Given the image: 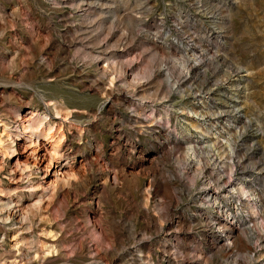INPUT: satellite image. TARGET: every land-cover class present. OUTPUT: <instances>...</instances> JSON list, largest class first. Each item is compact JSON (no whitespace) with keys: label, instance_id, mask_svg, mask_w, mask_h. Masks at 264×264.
Here are the masks:
<instances>
[{"label":"rangeland","instance_id":"obj_1","mask_svg":"<svg viewBox=\"0 0 264 264\" xmlns=\"http://www.w3.org/2000/svg\"><path fill=\"white\" fill-rule=\"evenodd\" d=\"M0 264H264V0H0Z\"/></svg>","mask_w":264,"mask_h":264},{"label":"bare ground","instance_id":"obj_2","mask_svg":"<svg viewBox=\"0 0 264 264\" xmlns=\"http://www.w3.org/2000/svg\"><path fill=\"white\" fill-rule=\"evenodd\" d=\"M204 116V115H203ZM200 119V118H199ZM28 120V119H27ZM29 121V120H28ZM192 148V147H191ZM191 151V150H190Z\"/></svg>","mask_w":264,"mask_h":264}]
</instances>
